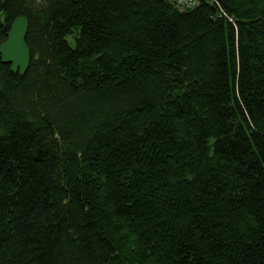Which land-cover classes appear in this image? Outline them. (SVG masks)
<instances>
[{"label": "trees", "instance_id": "obj_1", "mask_svg": "<svg viewBox=\"0 0 264 264\" xmlns=\"http://www.w3.org/2000/svg\"><path fill=\"white\" fill-rule=\"evenodd\" d=\"M0 264H264V0H0Z\"/></svg>", "mask_w": 264, "mask_h": 264}, {"label": "water", "instance_id": "obj_2", "mask_svg": "<svg viewBox=\"0 0 264 264\" xmlns=\"http://www.w3.org/2000/svg\"><path fill=\"white\" fill-rule=\"evenodd\" d=\"M29 19L25 15L14 19L6 40L0 45L1 61L14 73L24 75L30 66L31 51L26 41Z\"/></svg>", "mask_w": 264, "mask_h": 264}, {"label": "built area", "instance_id": "obj_3", "mask_svg": "<svg viewBox=\"0 0 264 264\" xmlns=\"http://www.w3.org/2000/svg\"><path fill=\"white\" fill-rule=\"evenodd\" d=\"M172 5L180 10L194 8L199 3V0H168Z\"/></svg>", "mask_w": 264, "mask_h": 264}]
</instances>
